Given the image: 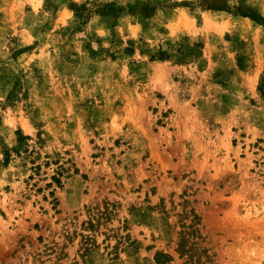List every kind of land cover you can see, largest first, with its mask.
<instances>
[{
    "label": "rangeland",
    "instance_id": "rangeland-1",
    "mask_svg": "<svg viewBox=\"0 0 264 264\" xmlns=\"http://www.w3.org/2000/svg\"><path fill=\"white\" fill-rule=\"evenodd\" d=\"M242 12L264 0H0V264H264Z\"/></svg>",
    "mask_w": 264,
    "mask_h": 264
},
{
    "label": "trees",
    "instance_id": "trees-1",
    "mask_svg": "<svg viewBox=\"0 0 264 264\" xmlns=\"http://www.w3.org/2000/svg\"><path fill=\"white\" fill-rule=\"evenodd\" d=\"M180 5H188L189 2L187 1H183V2H180L179 3ZM107 10H103L102 11V15H106V14H117L118 12H121V11H130L131 10V6H129L128 8H126L125 6H119L117 9L115 8V3H108L106 6ZM70 8L72 10H74L76 16H80V17H83L85 16V14L89 11V8H88V5L87 3H82V4H78V3H71L70 4ZM117 11V12H116ZM243 15L245 16H250L253 20L255 21H264V17L262 16H259L257 13L255 12H252V13H245V12H242ZM18 142H22L26 139H28L29 137L26 136V135H23L22 133H18ZM15 151H20V146H17ZM5 154H6V158H5V162L9 161V158H10V151L9 150H6L5 151Z\"/></svg>",
    "mask_w": 264,
    "mask_h": 264
}]
</instances>
